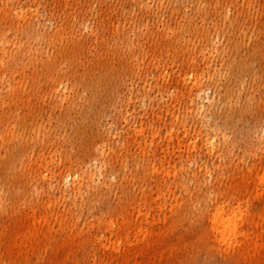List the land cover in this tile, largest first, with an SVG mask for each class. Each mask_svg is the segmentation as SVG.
Listing matches in <instances>:
<instances>
[{
    "label": "rangeland",
    "instance_id": "rangeland-1",
    "mask_svg": "<svg viewBox=\"0 0 264 264\" xmlns=\"http://www.w3.org/2000/svg\"><path fill=\"white\" fill-rule=\"evenodd\" d=\"M0 264H264V0H0Z\"/></svg>",
    "mask_w": 264,
    "mask_h": 264
},
{
    "label": "bare ground",
    "instance_id": "bare-ground-1",
    "mask_svg": "<svg viewBox=\"0 0 264 264\" xmlns=\"http://www.w3.org/2000/svg\"><path fill=\"white\" fill-rule=\"evenodd\" d=\"M187 79L189 80L188 81L189 82L188 83L189 89H193V90H197V91L201 89L200 82H199L200 80L196 75H189V77ZM65 179L69 180L71 178L69 175H67L65 177ZM71 180H73V179H71ZM221 217H222V211L221 210L216 211V213L213 216L212 223H211L212 229L217 230L218 227H220V225L222 224Z\"/></svg>",
    "mask_w": 264,
    "mask_h": 264
}]
</instances>
